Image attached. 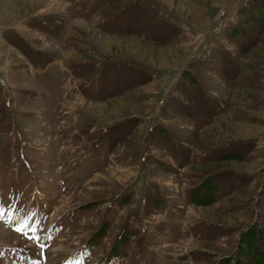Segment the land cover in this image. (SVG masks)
<instances>
[{
	"label": "rangeland",
	"instance_id": "rangeland-1",
	"mask_svg": "<svg viewBox=\"0 0 264 264\" xmlns=\"http://www.w3.org/2000/svg\"><path fill=\"white\" fill-rule=\"evenodd\" d=\"M241 10L264 0H0V264H264V31L235 33ZM54 220L45 258L13 230Z\"/></svg>",
	"mask_w": 264,
	"mask_h": 264
},
{
	"label": "trees",
	"instance_id": "trees-1",
	"mask_svg": "<svg viewBox=\"0 0 264 264\" xmlns=\"http://www.w3.org/2000/svg\"><path fill=\"white\" fill-rule=\"evenodd\" d=\"M241 12H244V17L237 25H235L236 26L235 33H238V34H241L243 32L246 33V31L248 29H252V28H255V27H260L264 31V15L262 17L261 16L260 17L259 16L256 17L254 13H251L250 15H248V14L246 15L245 11L241 10ZM205 187L207 189H211V184L209 183V180L206 181ZM255 232H257V231H253L252 230L249 233L248 230H247L243 234L245 241L247 243H249L250 245L256 239V233ZM258 251H259L258 252L259 253L258 256L261 259V261L263 262V260H264V252L260 251V250H258Z\"/></svg>",
	"mask_w": 264,
	"mask_h": 264
},
{
	"label": "snow or ice",
	"instance_id": "snow-or-ice-1",
	"mask_svg": "<svg viewBox=\"0 0 264 264\" xmlns=\"http://www.w3.org/2000/svg\"><path fill=\"white\" fill-rule=\"evenodd\" d=\"M4 217H3V213L0 212V220H2ZM10 223V221H9ZM25 227H27V225H25ZM14 231L16 232H19V233H23L26 237H28L29 239H32V240H35V241H38L40 238L38 236H35V235H29V233H26V232H23V229L19 226H17L15 229H13ZM30 232H35L34 229H30ZM40 248H41V254H43V250L45 248V245L41 244L40 245Z\"/></svg>",
	"mask_w": 264,
	"mask_h": 264
}]
</instances>
